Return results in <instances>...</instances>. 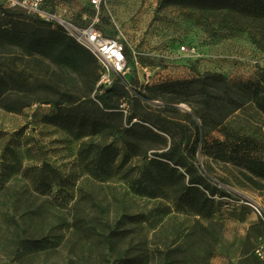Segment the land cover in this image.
<instances>
[{"label": "rangeland", "instance_id": "1", "mask_svg": "<svg viewBox=\"0 0 264 264\" xmlns=\"http://www.w3.org/2000/svg\"><path fill=\"white\" fill-rule=\"evenodd\" d=\"M51 4V9L78 24L96 17L89 0ZM0 6L7 3L0 0ZM99 16L103 34L127 47V82L111 86L123 115L160 114L180 125L178 135L185 134L186 139L181 144L184 154L191 157L189 152L197 151L188 162L196 164L199 174L207 173L210 186L226 195L215 197L214 221L222 224V233L214 257L206 263L196 256L193 264H264V182L261 189L254 188L241 168L217 157V142L229 135L249 139L264 151V115L240 88L251 83L264 87V41L255 24L228 12L166 6L164 0H107ZM183 46L195 48V56L183 54ZM4 70L25 84L24 91L13 90L7 99H22L31 106L20 114L0 107V264H119L99 256L69 228L79 210L90 213L92 206L94 212L97 206L106 209L104 219L112 227L124 215L146 216L142 225L128 226L134 230L120 245L122 252L129 246L132 254L147 248L157 255L148 264H161V256L176 247L185 249L196 218L175 212L168 201L130 189L118 169L126 151L124 135L108 140L122 151L116 165L91 176L78 157L81 142L44 123L54 106L41 100L56 101L59 92H85L77 74L13 47H0V71ZM206 117L214 126L216 119H224V124L210 131L205 149V144L196 143L195 127H204ZM157 147L150 156L161 152ZM43 163L68 181L66 190L55 188L46 195L32 191L24 172ZM31 208L37 217L29 214ZM36 230L49 242L40 251L24 250ZM200 253L198 248L191 254Z\"/></svg>", "mask_w": 264, "mask_h": 264}, {"label": "trees", "instance_id": "2", "mask_svg": "<svg viewBox=\"0 0 264 264\" xmlns=\"http://www.w3.org/2000/svg\"><path fill=\"white\" fill-rule=\"evenodd\" d=\"M48 2L52 5L51 0ZM164 5L202 13L234 14L255 24L258 35L264 41V0H164ZM16 11L0 6V47L17 48L25 56H39L49 60L54 65L77 74L84 82V93L74 95L59 92L56 101H40L41 104L54 106V111L44 117V123L65 131L81 142L78 157L84 170L91 176H98L116 165L122 151L108 140L117 134L124 135L126 151L118 169L123 171V179L130 189L143 197L168 201L175 212L196 218L190 242L185 245V249L176 247L169 251L161 256V264H193L196 256H201V260L209 263L214 257L222 233V224L214 221L215 197L226 195L210 186L207 173L199 174L196 164L188 162L190 158L195 159L197 151L189 152L191 157L184 154L181 144L186 139L185 134L178 135L180 125L160 114L123 115L115 99V90L112 87H97L101 76L100 66L89 51L67 36L61 27L34 17L24 19ZM189 84H193V81ZM240 88L264 115V87L260 83H251ZM13 90L24 91L25 84L17 81L8 71H0V107L10 113L20 114L31 103L22 99L9 101L6 95ZM211 121L206 117L204 127H195L196 143L205 144V149L210 131L224 124V119L213 120L215 126ZM187 141L188 144L189 140ZM154 146H158L161 152L150 156L149 152ZM217 147L218 158L241 168L244 177L254 188L263 187L264 151L249 139L230 135L225 136L224 141L217 142ZM134 159L137 160L136 163L129 165ZM24 174L30 180L32 191L40 195H46L55 188L66 190L69 184L48 163L30 167ZM92 208L94 206L90 208V213L79 210L69 228L99 256L111 257L119 264H148L157 256L151 255L147 248L140 249L137 254H132L131 246L123 252L121 250L120 245L130 240L134 230L127 229L128 226L142 225L147 220L145 215H124L112 227L104 219L106 209L97 206L98 212H94ZM28 212L37 217L32 208ZM52 239L60 237L54 236ZM48 242L49 237L36 230L26 239L24 250L40 251ZM198 248L203 253L191 254Z\"/></svg>", "mask_w": 264, "mask_h": 264}, {"label": "built area", "instance_id": "3", "mask_svg": "<svg viewBox=\"0 0 264 264\" xmlns=\"http://www.w3.org/2000/svg\"><path fill=\"white\" fill-rule=\"evenodd\" d=\"M3 1L7 3L6 8L23 11L52 26L61 27L67 36L89 51L100 66L98 88H110L116 81L127 82L126 75L130 68L126 45L118 39L105 36L99 29L100 11L107 6V0H89V6L96 12V17L85 24L75 23L65 14L51 9L49 0ZM181 52L187 56H195L196 49L183 46Z\"/></svg>", "mask_w": 264, "mask_h": 264}]
</instances>
